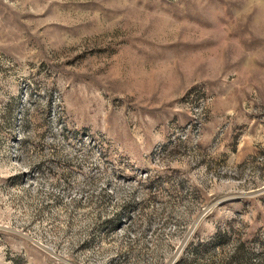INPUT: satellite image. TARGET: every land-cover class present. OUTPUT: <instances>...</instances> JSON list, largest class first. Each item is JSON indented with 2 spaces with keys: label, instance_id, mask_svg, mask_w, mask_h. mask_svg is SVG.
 <instances>
[{
  "label": "rangeland",
  "instance_id": "374dc122",
  "mask_svg": "<svg viewBox=\"0 0 264 264\" xmlns=\"http://www.w3.org/2000/svg\"><path fill=\"white\" fill-rule=\"evenodd\" d=\"M0 264H264V0H0Z\"/></svg>",
  "mask_w": 264,
  "mask_h": 264
},
{
  "label": "built area",
  "instance_id": "2783aa9c",
  "mask_svg": "<svg viewBox=\"0 0 264 264\" xmlns=\"http://www.w3.org/2000/svg\"><path fill=\"white\" fill-rule=\"evenodd\" d=\"M185 130L179 131L177 134L168 135L166 138L157 141L147 153V156L154 162H161L168 157L173 151L179 150L186 146L188 136ZM193 143H197V139L189 136Z\"/></svg>",
  "mask_w": 264,
  "mask_h": 264
}]
</instances>
